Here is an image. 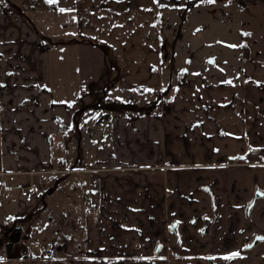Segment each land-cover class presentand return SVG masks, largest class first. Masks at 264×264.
Here are the masks:
<instances>
[{
  "label": "crops",
  "instance_id": "obj_1",
  "mask_svg": "<svg viewBox=\"0 0 264 264\" xmlns=\"http://www.w3.org/2000/svg\"><path fill=\"white\" fill-rule=\"evenodd\" d=\"M184 1L191 0H146L140 8L112 0L74 4L88 14L81 21L89 32L108 30L103 45L130 86L166 88L160 5ZM239 17L247 47L239 72L186 78L162 113L112 119L97 152L98 183L89 187L99 206L86 214L85 249L69 264H207V253L234 252L235 264H264V240L246 247L256 234L264 237V196L249 206L256 191L264 193V1L242 7ZM8 25L0 26L11 33ZM39 45L32 67L21 68L5 33L0 40L1 175L46 170L13 162L9 156L22 148L28 156L45 149L43 166L52 161L60 120L52 107L50 51ZM206 215L210 230L201 232Z\"/></svg>",
  "mask_w": 264,
  "mask_h": 264
},
{
  "label": "rangeland",
  "instance_id": "obj_2",
  "mask_svg": "<svg viewBox=\"0 0 264 264\" xmlns=\"http://www.w3.org/2000/svg\"><path fill=\"white\" fill-rule=\"evenodd\" d=\"M144 1L119 0V7L140 8L145 6L139 5ZM74 2L57 0L60 8L54 9L38 0H0V25L5 20L12 26L11 33L0 26V40L5 33L8 45L16 47L21 68L32 67L39 41L40 50L50 51L52 107L60 120L51 138L57 148L62 147L61 159L53 158L46 166L43 165L49 158L45 149L36 153L37 156H28L22 148L16 151L18 156H9L18 166L46 167V170L34 174H0V264L29 262L19 259L20 256L13 261L17 252L7 251L5 241L9 238L5 230L16 226L12 222L16 217L26 219L24 241L19 244L26 247L28 254L34 240L41 246L40 251L36 249L29 255L32 264L79 255L85 249L82 230L88 211L85 194L96 177L92 168L98 166L97 152L109 139L112 119L118 114L158 115L171 107L174 90L186 78L191 81L218 77L226 68L235 72L241 68L242 47H229L242 45L243 39L239 30L241 6L235 0H215L212 4L207 0H191L166 3V7L160 5L166 8L161 10L158 30L164 55L161 69L167 84L166 88L142 89L130 86L110 58L108 48L103 45L109 43L108 30L89 32L90 25L85 26L81 21L88 14L79 12ZM61 8L73 11L61 12ZM111 103H126V106L116 111L110 108ZM145 104L155 106L138 107ZM24 159L32 161L25 164ZM37 162L41 163L35 166ZM34 185L35 192L31 190ZM10 213H13L11 219ZM61 216L65 219L60 220ZM65 238L68 245H63Z\"/></svg>",
  "mask_w": 264,
  "mask_h": 264
},
{
  "label": "flooded vegetation",
  "instance_id": "obj_3",
  "mask_svg": "<svg viewBox=\"0 0 264 264\" xmlns=\"http://www.w3.org/2000/svg\"><path fill=\"white\" fill-rule=\"evenodd\" d=\"M260 1H263V0H260ZM241 8H242V7H241ZM246 50H247V47H246V46H243L242 49H241V54H242V51H243V52H246ZM58 154H59V155H58ZM55 155H57V157H55ZM61 157H62V147L57 148L56 144L54 143V144H53V154H52V159H53V158H55V159H61ZM96 169H97V167L92 168V171H93V173H95V176H96ZM92 181H93V182H92ZM92 181H90V183H89V187H90V186L94 187V186L96 185V183H98V180H97L96 177H95ZM85 182H86V181H85ZM85 185L87 186V183H85ZM98 187H99V185L97 184L96 191H97ZM31 190H32L33 192H35V191H36V186H35V185L32 186V189H31ZM93 191H94L93 189H90V191H88L86 194L84 193V194H85V198H86L87 205H88L87 195L89 194L90 197H91V203H90V206L88 207V211H87V213H92V212H94V211L96 210V208L99 206V202H98L97 200L94 199V192H93ZM258 193H263V192H261L260 190L256 191V193L254 194V196L252 197V199H251V201H250V203H249V206H252V205L255 203V201L261 196V195H258ZM92 194H93V195H92ZM94 206H96V207H94ZM87 213H86V214H87ZM206 218H207V219H206ZM17 220H19V221H17ZM23 221H26V219L23 218V217H18V218L16 217L15 219H13L12 222L17 223L16 226H9V227H7L6 230H5V234L8 235V238H9V239H10V236H11L13 230H14V229H18L19 226H22V232H21V235H20V241H21V240L24 241V234H25L26 230H25L24 222H23ZM21 223H23V224H21ZM208 223H209L208 230L205 231V226H206V224H208ZM173 225L176 226L175 222H172L170 226H173ZM210 226H211V219H210V216H209V215H206L205 218H204V224H203V226L201 227V232H208V231L210 230ZM9 228H11V230H9ZM171 228H172V229H175L176 227H171ZM5 234H4V238H5ZM13 235H15V234H13ZM257 236H261V235H260V234H256V235L254 236V238L252 239V241H251L248 245L253 246L254 244H256L259 240H257L254 244H252V242L255 240V238H256ZM4 238H3V239H4ZM2 241H3V240H2ZM5 242H8V240H6ZM33 243H34V244H37V243L35 242V240L33 241ZM17 244H18V245H17ZM16 245H17V246H16ZM38 245H39V244H38ZM160 247H161V244L158 245V247H157V251L155 252V254L158 253ZM7 251H10V253H11L12 251H14L15 253L17 252L16 254H14L15 257L12 259L13 261L16 259V256H20L19 259H21V260H28L29 262H26V263H27V264H32V262H31V259H32V258H30L31 256L29 257V255L31 254V252H30V254H28V253L26 252V247H25L24 245H20L19 242H14L13 245L7 246ZM173 253H174V251H173ZM229 255H230V254H213V253H207V254L205 255V260H206V263H207V264H222V263L218 260V258L221 257L222 260H223V262L228 263V264H235L236 258H237L238 256H235V257H233L232 259H224L225 256H229ZM32 257H33V256H32ZM69 257H71V260L74 259V257H72V256H68V258H69ZM68 258H66V260H68ZM9 260H10V259H9ZM154 261H155V260H154ZM155 262H156V261H155ZM14 263H16V262H14ZM176 264H178V263H176Z\"/></svg>",
  "mask_w": 264,
  "mask_h": 264
},
{
  "label": "trees",
  "instance_id": "obj_4",
  "mask_svg": "<svg viewBox=\"0 0 264 264\" xmlns=\"http://www.w3.org/2000/svg\"><path fill=\"white\" fill-rule=\"evenodd\" d=\"M39 2L40 1H42L43 3V5L44 6H46V7H48V8H54V9H57V8H60L59 6H58V4H57V1L55 0V2L54 3H48L47 2V0H38ZM241 7H244V6H246L247 4H249V3H252V2H256V1H260V0H235ZM264 1V0H263ZM140 89H142V88H145V86H140L139 87ZM121 105V106H120ZM110 106V108L112 109V108H114L116 111H119L118 110V108H121V107H123V106H126V103H122V104H120V103H116V104H114V103H111V105H109ZM151 105H139L138 107L139 108H144V107H146V108H148V107H150ZM155 105H152L151 107H154ZM114 110V111H115ZM160 110V109H159ZM123 112V111H122ZM13 216V214H9V216H8V218L9 219H11V217ZM60 220H63V219H65V217L64 216H61L60 218H59ZM31 233V232H30ZM29 234V233H28ZM63 245H68V240L65 238L64 240H63ZM69 255V254H68ZM73 260V259H72ZM71 257H69L68 258V260H60V259H52L50 262H46V263H43V264H69L71 261ZM32 261V260H31ZM33 262V261H32Z\"/></svg>",
  "mask_w": 264,
  "mask_h": 264
},
{
  "label": "snow or ice",
  "instance_id": "obj_5",
  "mask_svg": "<svg viewBox=\"0 0 264 264\" xmlns=\"http://www.w3.org/2000/svg\"><path fill=\"white\" fill-rule=\"evenodd\" d=\"M47 2L51 4V3H54L55 0H47ZM118 2H119V0H118ZM207 3H210V4L215 3V0H207ZM60 11L65 12V11H73V10L61 8ZM244 35H251V34L250 33H244ZM238 46L243 47L244 45H229V47H233V48L238 47ZM209 62H212V61H209ZM197 75H199V74L197 73ZM224 83L231 84L232 82L229 80V81H224ZM146 91H152V89H146ZM53 103H56V101H53ZM258 195L264 196V193H258ZM170 227H175V225L170 226ZM256 239L264 240V237H256ZM246 247H251V245H246ZM238 255H239L238 252H234V253H231L229 256H225L224 259H232L233 257L238 256Z\"/></svg>",
  "mask_w": 264,
  "mask_h": 264
},
{
  "label": "water",
  "instance_id": "obj_6",
  "mask_svg": "<svg viewBox=\"0 0 264 264\" xmlns=\"http://www.w3.org/2000/svg\"><path fill=\"white\" fill-rule=\"evenodd\" d=\"M207 219V218H206ZM208 227H209V223L206 224L205 226V231L208 230ZM9 230H11V228H9ZM21 232H22V226H19L18 229H14L11 236H10V239L8 240V242L6 243L7 246H10V245H13L14 242H19L20 241V235H21ZM15 234V235H13ZM257 237H262V236H257ZM258 239L255 238V240L252 242V244H254Z\"/></svg>",
  "mask_w": 264,
  "mask_h": 264
},
{
  "label": "built area",
  "instance_id": "obj_7",
  "mask_svg": "<svg viewBox=\"0 0 264 264\" xmlns=\"http://www.w3.org/2000/svg\"><path fill=\"white\" fill-rule=\"evenodd\" d=\"M55 157H57V155H55ZM87 200H88V207H89L90 203H91V197H90L89 194L87 195ZM36 249H38L40 251L41 250V246L38 245V244L31 243L30 244V248H29V252L32 253V252L36 251Z\"/></svg>",
  "mask_w": 264,
  "mask_h": 264
}]
</instances>
